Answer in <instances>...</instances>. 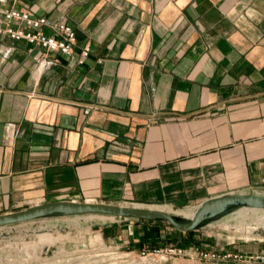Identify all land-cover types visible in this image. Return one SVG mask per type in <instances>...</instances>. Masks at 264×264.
I'll use <instances>...</instances> for the list:
<instances>
[{
    "label": "crops",
    "instance_id": "0c3cea01",
    "mask_svg": "<svg viewBox=\"0 0 264 264\" xmlns=\"http://www.w3.org/2000/svg\"><path fill=\"white\" fill-rule=\"evenodd\" d=\"M16 6L78 39L64 55L0 36V213L56 199L184 208L264 194V0ZM141 221L116 238L186 249L166 264H262L198 253L264 252L263 240Z\"/></svg>",
    "mask_w": 264,
    "mask_h": 264
},
{
    "label": "rangeland",
    "instance_id": "374dc122",
    "mask_svg": "<svg viewBox=\"0 0 264 264\" xmlns=\"http://www.w3.org/2000/svg\"><path fill=\"white\" fill-rule=\"evenodd\" d=\"M243 207H229L199 226L231 235V239H264V213ZM16 208L21 207L12 210ZM174 209L179 208L171 209L173 214ZM233 213L236 214L231 216ZM98 215H55L0 227V264H121V253L135 248L124 247L116 237L122 230L134 231V225L145 219ZM180 218L188 220L185 216ZM169 225L173 227L171 223ZM44 237L53 238L54 242Z\"/></svg>",
    "mask_w": 264,
    "mask_h": 264
},
{
    "label": "built area",
    "instance_id": "2783aa9c",
    "mask_svg": "<svg viewBox=\"0 0 264 264\" xmlns=\"http://www.w3.org/2000/svg\"><path fill=\"white\" fill-rule=\"evenodd\" d=\"M21 0H0V36L13 40L25 39L39 45L47 52H59L72 55L77 42L75 28L68 23L55 22L45 16H34L30 10L16 5ZM46 29H51L50 33ZM90 54V47L85 44L83 56ZM83 62V59L79 60ZM264 213V210H260ZM264 241V239H262ZM186 249L170 243L167 245L142 246L121 253V264H166L175 257L185 256ZM199 256L204 260H228L237 262H261L264 264V252L241 253L232 250H200Z\"/></svg>",
    "mask_w": 264,
    "mask_h": 264
},
{
    "label": "water",
    "instance_id": "95a60500",
    "mask_svg": "<svg viewBox=\"0 0 264 264\" xmlns=\"http://www.w3.org/2000/svg\"><path fill=\"white\" fill-rule=\"evenodd\" d=\"M232 206H249L264 209V194L259 192H230L226 193V195L212 196L201 201L194 215L188 218V220H182L180 216L157 207L56 199L55 201H45L29 205L27 208L17 211L0 213V227L53 217L55 215L103 214L124 218L165 220L176 229L184 232L198 228L202 222L224 213Z\"/></svg>",
    "mask_w": 264,
    "mask_h": 264
},
{
    "label": "bare ground",
    "instance_id": "6f19581e",
    "mask_svg": "<svg viewBox=\"0 0 264 264\" xmlns=\"http://www.w3.org/2000/svg\"><path fill=\"white\" fill-rule=\"evenodd\" d=\"M263 194V193H262ZM199 206V205H198ZM198 206H184V208H179V209H177V210H173L174 211V213L176 214V215H178V216H182V217H188V218H191L193 215H194V213L196 212V210L198 209ZM155 207H157V206H155ZM155 207H152V208H155ZM157 208H160V209H162V210H164V211H166V212H170V210L171 209H173L172 207L170 208H168V207H166V206H164V207H162V206H158ZM243 208H247V210L248 209H251V210H264V209H261V208H258V207H255V208H253V207H249V206H244ZM242 209V208H241ZM242 210H244V209H242ZM240 209H239V212H238V214H240ZM230 214V213H229ZM234 214H236V213H233V215L231 214V216H234ZM95 215V214H94ZM97 215V214H96ZM99 216V215H98ZM240 216V215H239ZM261 219V218H260ZM47 239H49V241L51 240L52 242H54V239L53 238H50V237H46ZM45 237L43 238V239H46ZM56 238V237H55Z\"/></svg>",
    "mask_w": 264,
    "mask_h": 264
}]
</instances>
